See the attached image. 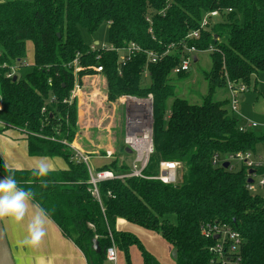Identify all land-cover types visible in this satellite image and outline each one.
<instances>
[{
    "label": "trees",
    "instance_id": "16d2710c",
    "mask_svg": "<svg viewBox=\"0 0 264 264\" xmlns=\"http://www.w3.org/2000/svg\"><path fill=\"white\" fill-rule=\"evenodd\" d=\"M215 9L219 19L201 29L198 39L187 38L199 28L203 14ZM149 15L151 23L146 20ZM103 23L108 25V44L114 48L135 42L159 55L170 44L175 48L156 62L144 52L134 53L119 71L117 51L91 49L83 41L82 29L92 34ZM29 42L30 70L23 78L7 77L12 67H25ZM192 46L200 52L213 48L201 104L177 97L169 78ZM76 57L82 67L76 76L79 84L85 75L95 73L92 66L102 67L108 105L127 95L153 98V151L143 170L147 178L100 181L101 202L89 190L86 163L63 142H72L78 129L77 99L69 101L75 85L69 63ZM259 71H264V0L0 2V121L4 123L0 134L5 129L22 130L29 155L58 157L66 166L37 178L32 175L34 168L5 169L0 159V175L13 176L21 188L34 192L32 202L75 243L88 264H104L112 242L127 264H131L132 245L140 247L143 264H159L136 235L115 228L119 218L160 235L176 250V264H211L209 248L215 238L205 237L201 226L224 223L243 239L241 264H264V194L247 189L245 165L230 169L212 164L214 155L264 151V130H240L237 116L225 108L228 100L212 98L228 82L247 90L252 81L256 83ZM161 161L182 164L175 182L153 178ZM128 168L129 161L113 155L96 170L118 173ZM169 215L175 216L174 222ZM94 239L99 252L93 249Z\"/></svg>",
    "mask_w": 264,
    "mask_h": 264
},
{
    "label": "built area",
    "instance_id": "2783aa9c",
    "mask_svg": "<svg viewBox=\"0 0 264 264\" xmlns=\"http://www.w3.org/2000/svg\"><path fill=\"white\" fill-rule=\"evenodd\" d=\"M230 9H228L229 11ZM159 13H163L160 11ZM151 15L146 17V20L151 23ZM219 10L215 9L203 14L202 19L200 21V25L198 29L191 31L187 38L198 39L200 37V30L205 29L210 23L219 19ZM149 33H152V28L149 27ZM183 47H186L185 44H182ZM91 49L95 48H103L115 50L119 53V71L121 66L125 65L126 61L131 58L134 53L144 52L147 54L148 60L150 62H156L157 59L161 58V56L168 54L171 50L175 48L174 44H170L167 48L159 55L154 50H147L142 48L139 44L135 42H131L126 47L122 48H114L112 46L103 45L100 47L90 46ZM209 51H212L213 48L210 46ZM186 52L188 55L184 57L180 64L173 68L172 73L179 74L181 72H187L192 60L196 57L195 53L200 52L194 46L187 47ZM25 66L30 65L25 62ZM69 65L73 68V73L75 76V85L70 92L69 101L76 98L77 103L84 95V91L82 90L83 84H79L76 80V76L78 72L82 69L79 65L78 58H74ZM91 67V66H90ZM92 69L95 70L94 74L85 75L84 77L100 75L105 82V76L102 73L101 66H92ZM17 67H12V72L7 74V77H11L15 75ZM146 75V72H144ZM50 82V80H49ZM99 78L97 80L91 81V86L95 89L99 84ZM106 83V82H105ZM227 88L231 92L230 98V107L232 111L237 110L238 101L246 88L241 85H234L232 82L227 83ZM53 100V97L50 98V101ZM125 107V120H124V138L123 145L129 149L130 154H132V158L129 162V168L126 170H121L118 173L110 169L105 170H96L90 166V160L88 154H85L83 151L79 150L72 142L68 144L74 150V157L78 160H81L86 163L89 172V190L91 194L101 202V196L98 190V183L104 180L110 179H124L128 177H141L147 178L143 174L144 168L147 166L149 156L153 151V142H152V126H153V98L152 95L149 94L147 97L138 98L135 96H122L118 99ZM79 110V109H78ZM41 112H45V107H42ZM133 118L135 119V125L132 126ZM248 126H256L255 122L247 123ZM240 130L248 129L245 124L239 125ZM19 130V129H17ZM22 131V130H19ZM77 133V132H76ZM114 154V151L111 149L105 151V157L110 158ZM224 162H228L227 167L230 169L236 168V166L245 165L248 169L246 176V187L247 189L255 194V188L260 187L264 188V151L258 150L256 152L253 151H240L233 155H228L227 157L222 158L219 155H214L212 158V164L214 166H223ZM236 164V165H235ZM180 166L179 162L176 161H161L159 163L158 171L156 178L163 183H173L177 177V168ZM252 170L250 173L249 171ZM251 179V181H248ZM201 232L205 237H216L214 239V244L210 246L209 252L211 253V264H241L242 258L240 256V247L242 244V238L240 233L231 228L229 225L224 223H212V224H204L201 226ZM118 249L116 245L112 242V244L105 251V259L106 261H110L115 264L117 259Z\"/></svg>",
    "mask_w": 264,
    "mask_h": 264
},
{
    "label": "rangeland",
    "instance_id": "374dc122",
    "mask_svg": "<svg viewBox=\"0 0 264 264\" xmlns=\"http://www.w3.org/2000/svg\"><path fill=\"white\" fill-rule=\"evenodd\" d=\"M3 1L4 0H0V2ZM81 35L83 41L87 45H94L97 47L108 45L107 24L103 23L98 28V30L92 34L87 33L86 30L82 29ZM95 42H97V44H95ZM195 55L197 56V61H194V59L192 60L186 75L178 76L177 74L171 73L169 78L170 83L174 85L175 95L177 97L183 98L191 104H201L207 93V80L205 79V73L210 70L211 57L209 50L197 52ZM32 56L33 46L29 42L27 43V57L23 62V65L25 62L32 63ZM29 70V66L21 67L15 71V75L18 76V78H23ZM255 80L256 83L252 81L250 88L242 93L243 98L239 99L236 111L231 110V92L227 87L217 89L212 95V98L213 100L227 99L228 103L226 104L225 108L228 110L229 114L237 116L240 123L245 124L248 129L260 132L264 130V71H259L255 75ZM91 90L92 89L90 88V91L87 90V92H91ZM95 92L96 94H93V96L90 95L92 93L88 94L91 99H89V97L84 98L85 103H82L83 110H85V107H88L86 104H90L89 109L90 112L92 111L91 113L97 111L100 112L102 108L109 106L106 99H104L102 96L103 91L101 84H98V90ZM110 111V117L108 116L106 120L101 122L103 125L109 124V128L100 127L102 125L94 120L92 122V125L94 126L87 131L88 138L92 141L99 142L102 145H106L110 142L113 147L116 145L122 146L121 143H123L122 141L125 135V107L120 102L112 103L110 105ZM98 115L100 114L95 115V117L98 118ZM83 117L84 116L82 114V118ZM102 117L103 116L101 114L100 119ZM250 122H255L257 125L254 127L248 126L247 123ZM95 126H99L100 128H95ZM132 157V154H130V156L125 155L123 156V159L129 161V159ZM181 165L182 164H180L176 170L177 174L181 171ZM254 191L258 194H264V188L256 187ZM169 216L170 220L174 222L175 216ZM139 240L141 241L144 248L155 257L159 264H176L175 259L172 257V246L162 239L161 236L156 232L149 230L142 231V235L141 238L139 237ZM129 256L131 264H143L141 249L139 246L133 245L132 248L129 249ZM104 264L113 263L110 261H105ZM116 264H127L123 252L119 249L117 252Z\"/></svg>",
    "mask_w": 264,
    "mask_h": 264
},
{
    "label": "crops",
    "instance_id": "0c3cea01",
    "mask_svg": "<svg viewBox=\"0 0 264 264\" xmlns=\"http://www.w3.org/2000/svg\"><path fill=\"white\" fill-rule=\"evenodd\" d=\"M195 59V61H197V56ZM98 78L100 81L99 84H101L102 87V91H104L105 82L99 74L92 77L89 76L82 78V90L84 91V95L78 102V129L73 141L74 145L79 150L83 151L85 154H88L91 163L90 166L92 165L91 167L93 169H96L98 166L109 160V158L102 155V153H104L106 150L112 149L114 151L113 155L118 156L120 159H122L125 155L130 156L129 149H127L123 143H121L122 146L116 145L113 147L110 142L106 145H102L101 143L92 141L88 138L87 131L94 126L92 125L94 120L102 125L100 127L109 128L110 126L109 124L103 125L101 123L102 121L106 120L108 116L110 117V105L102 108L100 112L97 111L94 113H91L92 111L90 112V104H86L88 107H85V110L82 109V103H85L84 98L89 97L88 94L90 93H92L90 94L91 96L96 94L95 91L98 90V86L94 89L91 86V81L97 80ZM90 88L92 89L91 92H89ZM87 90L89 91L87 92ZM102 96L104 99H106L103 94ZM89 99H91V97H89ZM81 111L83 112V118ZM97 114H102L103 117L100 119V115H98V119L95 117ZM3 126L4 123L0 121V129H2ZM0 159L4 163L7 159L9 168L15 169L34 168L36 163L41 159H43V161L50 166L51 170H57L66 167L63 160L58 157L49 158L29 155L27 151V140L25 138V134L23 131H19L17 129H5L0 134ZM130 160L131 158L129 159V162ZM2 178L4 177L0 175V179ZM32 203L39 207L34 202ZM30 215L31 210L29 212V216L21 222H15L8 218L0 220L10 247L14 264H88L83 252L75 245L72 240L67 238L62 233L59 226L48 216V220L45 225V235L41 241L35 245L22 243L27 235V224ZM115 228L117 230L129 231L138 238H141L142 231L147 230L138 225L129 223L121 218L116 220ZM132 246L130 248H132Z\"/></svg>",
    "mask_w": 264,
    "mask_h": 264
},
{
    "label": "clouds",
    "instance_id": "9594fccd",
    "mask_svg": "<svg viewBox=\"0 0 264 264\" xmlns=\"http://www.w3.org/2000/svg\"><path fill=\"white\" fill-rule=\"evenodd\" d=\"M5 169L9 167L7 159L4 163ZM50 166L41 159L36 163L32 175L37 178L46 177L50 172ZM42 184L46 181L41 180ZM34 192L31 189H23L13 176H5L0 179V220L5 218L15 222H21L31 215L27 224V235L22 241L24 244L35 245L45 235V225L48 217L43 208L35 206L32 201Z\"/></svg>",
    "mask_w": 264,
    "mask_h": 264
},
{
    "label": "water",
    "instance_id": "95a60500",
    "mask_svg": "<svg viewBox=\"0 0 264 264\" xmlns=\"http://www.w3.org/2000/svg\"><path fill=\"white\" fill-rule=\"evenodd\" d=\"M95 44H97V42H95ZM196 59L194 58V61ZM17 78L16 75L13 76V79L15 80ZM243 96L241 95L240 99H242ZM228 162H224L223 167H227ZM250 173L252 172V170L249 171ZM248 181H251V179H248ZM214 238H217L214 237ZM93 249L97 252L100 251V247L98 244V241L96 239L93 240ZM172 257L174 259H176V250L173 249L172 250ZM0 264H14L12 255H11V251H10V247L3 229V226L1 224L0 221Z\"/></svg>",
    "mask_w": 264,
    "mask_h": 264
},
{
    "label": "bare ground",
    "instance_id": "6f19581e",
    "mask_svg": "<svg viewBox=\"0 0 264 264\" xmlns=\"http://www.w3.org/2000/svg\"><path fill=\"white\" fill-rule=\"evenodd\" d=\"M135 125V119L133 118V121H132V126H134Z\"/></svg>",
    "mask_w": 264,
    "mask_h": 264
}]
</instances>
